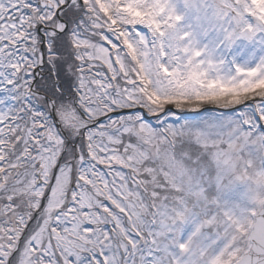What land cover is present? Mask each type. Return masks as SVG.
Listing matches in <instances>:
<instances>
[{"label": "snow or ice", "instance_id": "snow-or-ice-1", "mask_svg": "<svg viewBox=\"0 0 264 264\" xmlns=\"http://www.w3.org/2000/svg\"><path fill=\"white\" fill-rule=\"evenodd\" d=\"M0 264H264V0H0Z\"/></svg>", "mask_w": 264, "mask_h": 264}]
</instances>
